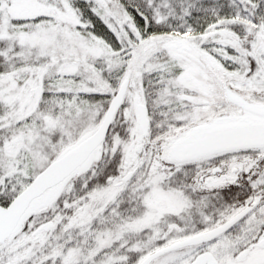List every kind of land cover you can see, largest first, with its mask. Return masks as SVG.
Returning a JSON list of instances; mask_svg holds the SVG:
<instances>
[{"label":"snow or ice","instance_id":"snow-or-ice-1","mask_svg":"<svg viewBox=\"0 0 264 264\" xmlns=\"http://www.w3.org/2000/svg\"><path fill=\"white\" fill-rule=\"evenodd\" d=\"M0 264H264V0H0Z\"/></svg>","mask_w":264,"mask_h":264}]
</instances>
